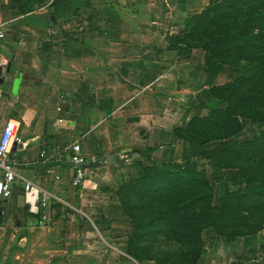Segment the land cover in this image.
I'll use <instances>...</instances> for the list:
<instances>
[{
  "label": "crops",
  "instance_id": "crops-1",
  "mask_svg": "<svg viewBox=\"0 0 264 264\" xmlns=\"http://www.w3.org/2000/svg\"><path fill=\"white\" fill-rule=\"evenodd\" d=\"M15 1L0 0V137L9 119L20 122L22 165L2 208L5 214L11 202L12 212L28 211L31 217L14 227L11 219L3 222L0 241L9 249L20 231V245L32 238L27 253H43L47 235L54 232L60 243L56 253L69 254L72 264H111L114 254L129 264H154L127 255L131 221L116 192L144 173L145 160L134 159L135 153L152 148L153 162L187 161L190 167L196 166L190 160L209 150L211 143L200 150L174 131L216 108L210 106V89L238 75L211 64L203 50L169 51L167 37L218 0H46L26 15ZM75 143L99 165L86 169L77 189L75 167L66 155ZM44 149L54 156L52 164L64 158L57 182L41 163ZM109 155L117 158L115 165L106 162ZM26 181L53 196L38 213L30 212L26 202ZM258 237L264 241V231L234 243L218 237L207 252L204 248L198 264H229L231 258H238L232 264H264L254 260L256 251L247 243ZM40 258L31 260L42 264ZM5 260L1 256L0 264ZM60 263L69 264H51Z\"/></svg>",
  "mask_w": 264,
  "mask_h": 264
},
{
  "label": "trees",
  "instance_id": "trees-1",
  "mask_svg": "<svg viewBox=\"0 0 264 264\" xmlns=\"http://www.w3.org/2000/svg\"><path fill=\"white\" fill-rule=\"evenodd\" d=\"M45 1L15 2L26 15ZM167 41L169 51L203 50L211 64L228 66L238 75L210 89L211 99L225 103V108L192 118L176 128L175 135L198 146L218 142L214 149L202 151L201 157L215 169L236 170L230 182L240 189L214 206V187L205 172L177 162L155 163L153 149L147 148L139 152L146 162L143 176L120 186L116 194L133 222L127 240L129 257L154 264H198L205 230L213 229L227 243L264 231V132L245 142L235 139L243 131L242 119L264 123V0L212 1L187 18L184 30L169 35ZM98 166L88 162L82 167ZM25 214L31 217L28 211ZM159 242L175 248L158 250Z\"/></svg>",
  "mask_w": 264,
  "mask_h": 264
},
{
  "label": "rangeland",
  "instance_id": "rangeland-1",
  "mask_svg": "<svg viewBox=\"0 0 264 264\" xmlns=\"http://www.w3.org/2000/svg\"><path fill=\"white\" fill-rule=\"evenodd\" d=\"M40 5L41 4L39 3L36 6L39 7ZM217 103H219V104H217ZM210 106L212 108L213 107H217V106H221V108H225L226 104L223 103V102L221 103V102H219L217 100L211 99ZM210 112L211 111H209V113ZM209 113H207L206 115H203V116H207ZM203 116H199V117H203ZM242 124H243V131L239 135H237L236 138H235L239 142H245V141H249V140L260 138L262 133L264 132V123H257L255 121H252V120H249V119H242ZM217 145H219L218 142L211 143V145L209 146V150L214 149ZM195 147H198L200 150L201 149L202 150L205 149L204 146L195 145ZM129 157H131V155ZM180 158H181V156L179 158L177 157V159H176V157L173 158V159L178 160ZM201 159H202V157H201V153H200L198 158H194V159L190 160V162H193L196 165V166H190L192 168H190L188 163H186L187 161H185L184 164H182V163H180V164H182L187 169L190 168V170L194 169L195 171L205 172L206 173V175L210 179L211 184L214 187L213 205L214 206H220V205L224 204L225 199H226V195L229 192H233V191H236V190L240 189L238 186H235V185H233L230 182V179L234 175H236L237 171L236 170H223V171H220V169L213 168L210 161L205 160V162H203V161H201ZM123 160H125V158H123V159L119 158V161H123ZM137 161H139V160H137ZM180 161H182V160H180ZM198 161L199 162L201 161V162L198 164ZM141 163H142V165L144 167V163H146V162H142L141 161ZM177 163H179V162H177ZM138 178H140V177H138ZM138 178H136V179H138ZM134 180H132V181H134ZM132 181H130V182H132ZM127 183H129V182H127ZM124 184H126V183H124ZM124 184H122L121 186H123ZM81 186L82 185H80L79 187H81ZM79 187L74 185V188H76V189L79 188ZM62 200L63 199L59 200L60 202L59 201H57V202L62 204ZM7 203H8V205L6 206L5 214L3 213L4 214L3 218L0 219V226L3 225V222L5 223L9 219H11V224L13 225V227H14L15 224H17L19 222H25V216H26L25 213L24 212H15V213L12 212L13 204L11 202L10 203L7 202ZM119 203H120V201H119ZM120 208L122 210L121 204H120ZM122 212H123V210H122ZM123 214H124V212H123ZM71 216L73 217V214H71ZM127 219H129V221H131V219L129 217H127ZM126 227H128V229L130 227L132 228L133 227V222L132 221L131 222H127V226ZM131 231H132V229H131ZM39 232L40 231L37 230V232H33V235H36ZM17 235H18V239H16L15 242L10 243V248L9 249H6L7 245H8L7 242L0 241V257L1 256H5L7 258V260H5V264H7V263H9V264H33V263L34 264H38L37 261L33 262L31 260L33 257H36V258L37 257H41L40 259L42 260V264H51L52 261H56V260L58 262L66 261L67 263L72 264L73 258L68 257L69 254L56 253V250L58 249L57 245H59L60 243L57 244L55 242V239H54L55 234H54V232H52V234H50V235H47V240L45 242L46 244H44V247L46 248V250L43 253H27L30 250V247H31V244H32L31 243L32 238L27 242L26 246L24 247V246L20 245V243H21L20 239L23 238V233L19 231V233ZM0 238H2V237H0ZM217 238H218V236H217L216 232L213 229H207V230H205L203 232V240H204V244H205L204 248H206V252H207L208 249L212 248L211 246H213V243H214V241ZM262 239L260 237H258V238H252L251 240L247 241V243L249 242V245L251 247H253V249L256 251L255 258H254L255 261H259L261 259L264 260V245L261 244V243H264V241H262ZM37 243L39 244L40 241H38ZM158 246H159L158 250H162V251L163 250H167L168 248H170V250L175 248L174 244H168V243L166 244V243H162V242H159ZM47 250H49L50 253L46 254L45 252ZM114 255L115 256H113L111 261L109 260L111 264H129L128 262H126V260L124 258L121 259L120 256H118L117 254H114ZM63 256H65V258H62ZM236 259H238V258H236ZM236 259L231 258L228 263L232 264L233 263L232 260L235 261ZM203 262H204V260L202 261V263ZM235 262H237V261H235ZM225 263L226 262H224L223 264H225ZM256 264H258V263H256Z\"/></svg>",
  "mask_w": 264,
  "mask_h": 264
},
{
  "label": "built area",
  "instance_id": "built-area-1",
  "mask_svg": "<svg viewBox=\"0 0 264 264\" xmlns=\"http://www.w3.org/2000/svg\"><path fill=\"white\" fill-rule=\"evenodd\" d=\"M54 2V0L52 1ZM3 37L2 34H0ZM1 77V74H0ZM3 97L2 91L0 90V99ZM21 124L16 119H9L3 128L0 137V201L4 202L11 198L13 195V188L16 184L18 176V167L22 165L20 161V152L22 150V144L20 139ZM50 150L44 149L41 152V163L47 166V174L53 181H59L61 179L60 165L61 161L64 160L63 156L58 157L60 163L52 164L51 161L54 156L50 154ZM54 152V151H53ZM52 152V153H53ZM67 161L75 167V174L73 175V185L80 186L86 180V169L82 166L86 165L88 159L82 155L81 146L75 143L67 151ZM24 196L27 204L29 205L30 212L38 213L40 207H47L49 202L52 201L53 196L44 191L40 186L33 184L32 182L26 181L24 184ZM59 200V199H58ZM2 205H0V219H2Z\"/></svg>",
  "mask_w": 264,
  "mask_h": 264
},
{
  "label": "water",
  "instance_id": "water-1",
  "mask_svg": "<svg viewBox=\"0 0 264 264\" xmlns=\"http://www.w3.org/2000/svg\"><path fill=\"white\" fill-rule=\"evenodd\" d=\"M53 20V19H52ZM0 74H1V69H0ZM0 81H1V78H0ZM134 159L136 160H139L141 159V155L139 153H135L134 154ZM106 162L109 164V165H115L117 163V158L114 156V155H109L106 159Z\"/></svg>",
  "mask_w": 264,
  "mask_h": 264
}]
</instances>
